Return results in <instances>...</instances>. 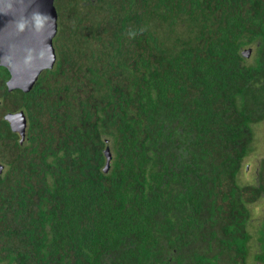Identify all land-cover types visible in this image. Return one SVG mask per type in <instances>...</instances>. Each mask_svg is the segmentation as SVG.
Segmentation results:
<instances>
[{
    "label": "trees",
    "instance_id": "trees-1",
    "mask_svg": "<svg viewBox=\"0 0 264 264\" xmlns=\"http://www.w3.org/2000/svg\"><path fill=\"white\" fill-rule=\"evenodd\" d=\"M55 6V67L24 93L0 65V264H247L264 0Z\"/></svg>",
    "mask_w": 264,
    "mask_h": 264
},
{
    "label": "water",
    "instance_id": "water-1",
    "mask_svg": "<svg viewBox=\"0 0 264 264\" xmlns=\"http://www.w3.org/2000/svg\"><path fill=\"white\" fill-rule=\"evenodd\" d=\"M58 20L55 0H0V65L10 74L6 82L10 92L30 93L41 74L55 67ZM250 53L246 50L243 54L249 57ZM5 120L23 144L28 127L25 112L9 113ZM106 157L108 172L112 160L109 149Z\"/></svg>",
    "mask_w": 264,
    "mask_h": 264
},
{
    "label": "rangeland",
    "instance_id": "rangeland-1",
    "mask_svg": "<svg viewBox=\"0 0 264 264\" xmlns=\"http://www.w3.org/2000/svg\"><path fill=\"white\" fill-rule=\"evenodd\" d=\"M256 133L257 137L255 149L245 161V163H247V161H250L247 164H250L251 166L246 169V164L244 167L245 169L242 170L241 175H239L238 177V182L242 185L254 184L259 179L258 175L260 163L264 160V123L257 126ZM249 209L251 213V220L248 224V230L252 235V239L248 243V253L246 258L247 264H264L263 262L258 260V256L264 253V247H262L263 243H261L259 240V232L262 228H264V198L249 206Z\"/></svg>",
    "mask_w": 264,
    "mask_h": 264
},
{
    "label": "clouds",
    "instance_id": "clouds-1",
    "mask_svg": "<svg viewBox=\"0 0 264 264\" xmlns=\"http://www.w3.org/2000/svg\"><path fill=\"white\" fill-rule=\"evenodd\" d=\"M1 165V164H0ZM2 166V165H1Z\"/></svg>",
    "mask_w": 264,
    "mask_h": 264
}]
</instances>
